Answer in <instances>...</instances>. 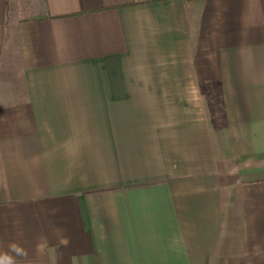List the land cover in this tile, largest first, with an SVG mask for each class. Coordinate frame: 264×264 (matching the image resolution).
I'll return each mask as SVG.
<instances>
[{
  "label": "crops",
  "instance_id": "crops-1",
  "mask_svg": "<svg viewBox=\"0 0 264 264\" xmlns=\"http://www.w3.org/2000/svg\"><path fill=\"white\" fill-rule=\"evenodd\" d=\"M26 2L0 34V251L264 264V0Z\"/></svg>",
  "mask_w": 264,
  "mask_h": 264
},
{
  "label": "rangeland",
  "instance_id": "rangeland-1",
  "mask_svg": "<svg viewBox=\"0 0 264 264\" xmlns=\"http://www.w3.org/2000/svg\"><path fill=\"white\" fill-rule=\"evenodd\" d=\"M20 3V4H19ZM26 0H21L20 2L17 3L15 0H0V34L2 32L7 33L8 27H10V24L7 23L8 21H11L13 23L14 17H21L23 16V11L25 12L26 10ZM20 10V14L18 15L17 13ZM9 15L11 16L9 20ZM14 16V17H13ZM3 38V40H2ZM11 36L4 35L3 37L0 36V47H1V42H3V47L5 48L6 45L12 43L10 42Z\"/></svg>",
  "mask_w": 264,
  "mask_h": 264
},
{
  "label": "clouds",
  "instance_id": "clouds-1",
  "mask_svg": "<svg viewBox=\"0 0 264 264\" xmlns=\"http://www.w3.org/2000/svg\"><path fill=\"white\" fill-rule=\"evenodd\" d=\"M0 264H31L28 251L21 245L12 242L7 250L0 251Z\"/></svg>",
  "mask_w": 264,
  "mask_h": 264
},
{
  "label": "trees",
  "instance_id": "trees-1",
  "mask_svg": "<svg viewBox=\"0 0 264 264\" xmlns=\"http://www.w3.org/2000/svg\"><path fill=\"white\" fill-rule=\"evenodd\" d=\"M185 1H192V0H185Z\"/></svg>",
  "mask_w": 264,
  "mask_h": 264
}]
</instances>
